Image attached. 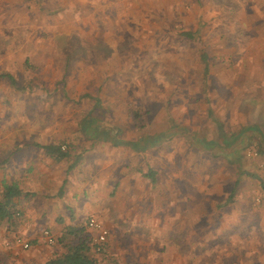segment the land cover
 <instances>
[{
  "label": "rangeland",
  "instance_id": "374dc122",
  "mask_svg": "<svg viewBox=\"0 0 264 264\" xmlns=\"http://www.w3.org/2000/svg\"><path fill=\"white\" fill-rule=\"evenodd\" d=\"M199 30L206 77L179 35ZM7 73L37 84L0 79L1 168L38 141L69 152L72 194L81 209L100 204L113 228L91 253L99 263L261 264L264 0H0ZM220 129L253 130L234 162L218 151Z\"/></svg>",
  "mask_w": 264,
  "mask_h": 264
},
{
  "label": "crops",
  "instance_id": "0c3cea01",
  "mask_svg": "<svg viewBox=\"0 0 264 264\" xmlns=\"http://www.w3.org/2000/svg\"><path fill=\"white\" fill-rule=\"evenodd\" d=\"M48 145L56 144L38 141L34 146L27 145L19 149V152L9 154L7 163L2 168L4 162L2 159L0 161V208L4 207L3 196L6 187L17 186L21 191L20 196L15 197L8 208L6 207L10 216L0 219V264H30L31 260L34 264H46L62 257L67 254L70 243H75L74 236L65 238L69 230L83 228L87 235L92 237L94 232L87 227V221L91 217L101 221L109 230L106 248L109 245L113 228L110 221L103 216L104 208H101L100 204H97V207L85 204L81 209L80 197L76 200L72 194V190L78 193V187L73 183L78 163L72 161L69 152L65 159L48 155L42 148ZM68 161L71 162L69 165L66 164ZM5 167L6 169H3ZM98 181L104 182L103 177ZM100 188L106 189L104 185ZM91 190L95 193L97 188L92 186ZM84 214L89 215L87 219L83 217ZM45 230H49L54 236L56 245L52 246L46 242L43 236ZM17 238L29 242L30 248L23 249L16 243ZM94 250L92 245L91 253ZM24 258L27 259L23 261ZM257 262L264 264V257H260ZM133 263L147 264L138 260L125 264Z\"/></svg>",
  "mask_w": 264,
  "mask_h": 264
},
{
  "label": "trees",
  "instance_id": "16d2710c",
  "mask_svg": "<svg viewBox=\"0 0 264 264\" xmlns=\"http://www.w3.org/2000/svg\"><path fill=\"white\" fill-rule=\"evenodd\" d=\"M182 38L187 39L188 41H190L198 50L199 52V59L201 64L204 65V75L206 77V75L208 76L209 72H210V57L208 55V53L204 52L203 49V42H202V35L200 34V30L193 32V31H186V32H182L181 34H179ZM1 78H6L11 85L20 91H25L28 88L31 87V85H35L37 83L34 82V80H28L26 83H24L23 85H20L17 81V79L7 73L5 75H0V79ZM30 84V85H29ZM253 130L251 129H245V131L240 132L239 134H231L230 136L227 134H224L223 130L220 129V136H221V141H222V146L220 147V149L218 150L222 156L226 159H230L232 162H234V157L236 156V153L242 149L246 148V145H248V143L246 145H241L240 143L243 144V142H245L244 140L246 139V135L249 134L248 136H252L251 132ZM185 134V133H183ZM244 137V138H242ZM159 139H154V141H158ZM262 142V141H261ZM260 142V143H261ZM201 144V143H200ZM239 144V145H238ZM261 145V144H259ZM42 148L44 150H46L47 154L50 156H56L58 159H65L69 156V153H66L62 150L61 146H57V145H48V146H42ZM260 154H264V148L262 146H260ZM239 158V157H237ZM234 159V160H233ZM230 161V162H231ZM237 162H240V158L237 160ZM242 175V174H240ZM250 176V174H248ZM151 180H153V182L155 181V173L154 172H150L147 175ZM253 176V175H252ZM238 184H239V180H237L235 186H234V190L232 191V194L230 195L229 199H228V203H232L233 200L235 199V194L237 192L238 189ZM21 191L17 186H10V187H6L5 192H4V207L0 208V219L5 218V217H9L10 213L9 210L6 209V207L8 208V206L10 205L11 201L15 198L20 196ZM74 236L75 237V243H70L69 248H68V252L67 254H64L62 257H58L56 259H53L51 261H49L46 264H102L99 263L94 257L91 256V240L88 239V236L86 234L85 229H79V230H69L66 235L65 238H68L69 236ZM111 264H119V263H111ZM133 264H139V263H133Z\"/></svg>",
  "mask_w": 264,
  "mask_h": 264
},
{
  "label": "built area",
  "instance_id": "2783aa9c",
  "mask_svg": "<svg viewBox=\"0 0 264 264\" xmlns=\"http://www.w3.org/2000/svg\"><path fill=\"white\" fill-rule=\"evenodd\" d=\"M87 227L90 231L94 232L91 237V242L96 252H103L108 242L109 230L103 225L101 221L94 217L88 219ZM43 236L49 245H54L56 243V239L49 230H45L43 232ZM16 243L26 250L31 246L29 242H25L21 238H17Z\"/></svg>",
  "mask_w": 264,
  "mask_h": 264
},
{
  "label": "bare ground",
  "instance_id": "6f19581e",
  "mask_svg": "<svg viewBox=\"0 0 264 264\" xmlns=\"http://www.w3.org/2000/svg\"><path fill=\"white\" fill-rule=\"evenodd\" d=\"M111 27H112V26H111ZM114 28H115V27H114ZM114 28H113V29H114ZM168 29H169V28H168ZM175 29H176V28H175ZM205 29H206V28H205ZM109 30H111V29H109ZM109 30H108V31H109ZM111 31H112V30H111ZM164 31H165V30H164ZM175 31H176V30H175ZM114 33H115V32H114ZM167 34H168V33H167ZM169 34H170V33H169ZM121 35H122V34H121ZM153 35H154V34H153ZM156 35H157V34H156ZM126 36H127V35H126ZM167 36L169 37V35H167ZM118 37H119V36H118ZM121 37H122V36H121ZM123 37H124V36H123ZM158 37H160V36H158ZM168 37H167V38H168ZM170 37H171V36H170ZM112 38H113V36H112ZM149 38L151 39L152 36H150ZM154 38H155V37H154ZM172 38H173V37H172ZM131 39H132V38H131ZM110 40H111V39H110ZM121 40H122V39H121ZM162 40H163V39H162ZM156 41H157V40H156ZM174 41H175V40H174ZM101 42H102V41H101ZM122 42H123V41H122ZM161 42H162V41H161ZM164 42H165V41H164ZM97 43H98V42H97ZM99 43H100V42H99ZM119 43H121V41H120ZM125 43H126V42H125ZM167 43H168V42H167ZM108 44H110V43H108ZM168 44H169V43H168ZM97 45H98V44H97ZM103 45H104V44H103ZM103 45H102V43L100 44V46H103ZM122 45H123V43H122ZM106 47H107V46H106ZM156 47H157V46H156ZM122 48L127 49V48H126V45H125V47H122ZM154 48H155V47H154ZM116 49H119V48H116ZM120 49H121V48H120ZM154 50H155V49H153V51H154ZM117 51H122V50H117ZM124 51H125V50H124ZM159 52H160V51H159ZM137 53H138V52H137ZM133 54H136V53H132V55H133ZM120 55H121V54H120ZM120 55H119L118 58H120ZM124 57H126V56H124ZM139 59H140V58H139ZM149 60H150V59H149ZM120 61H121V60H120ZM123 61H124V60H123ZM129 61H130V60H129ZM133 61H134V60H133ZM133 61H132V62H133ZM138 61H139V60H138ZM135 63H138V62H135ZM121 64H122V63H121ZM125 65H126V63H125ZM126 67H127V66H126ZM126 67H125V68H126ZM111 80H112V79H111ZM158 157H159V155H158ZM167 157H168V156H167ZM170 159H172V158H170ZM160 160H161V159H160ZM172 162H174V160H173V161H170V163H172ZM164 163H165V162H164ZM167 163H168V162H167ZM176 163H177V162H176ZM165 166H166V165H165ZM173 169H175V168H173ZM173 169H172V170H173ZM169 174H170V173H169ZM169 174H168V175H169ZM164 175H165V174H164ZM170 175H171V174H170ZM175 175H179V174H175ZM183 175H184V174H183ZM168 177H169V176H168ZM168 177H167V178H168ZM173 177H174V176H173ZM182 177H183V176H182ZM187 177H188V176H187ZM176 178H178V177H176ZM188 178H189V177H188ZM189 179H190V178H189ZM163 180H164V179H163ZM171 180H172V179H171ZM181 180L183 181V179H181ZM185 180H186V179H185ZM185 180H184V181H185ZM193 180H194V179H193ZM168 181H169V180H168ZM175 181H176V179H175ZM188 182H189V181H188ZM188 182H187V184H188ZM174 183H175V182H174ZM179 183H180V182H179ZM193 183H194V182H193ZM175 184H176V183H175ZM177 184H178V182H177ZM164 185H165V183H164ZM179 185H180V184H179ZM195 185H196V184H195ZM198 185H200V183H199ZM201 185H202V182H201ZM187 186H188V185H187ZM168 187H169V186H168ZM175 187H176V186H175ZM175 187H174V188H175ZM182 187H184L183 184H182ZM157 188H159V187H157ZM163 188H164V187H162V189H163ZM170 188H171V187H170ZM180 188H181V187H180ZM159 189H160V188H159ZM168 189H169V188H168ZM200 189H201V188H200ZM177 190H178V189H177ZM194 190H195V189H194ZM196 190H197V189H196ZM148 191H149V190H148ZM165 192H166V191H165ZM168 192H169V191H168ZM201 193H202V192L200 191V194H201ZM163 194H165V193H163ZM163 194H162V195H163ZM168 194H169V193H168ZM173 194H174V193H173ZM184 194H185V193H184ZM158 195H159V194H158ZM162 195H160V196H162ZM165 196H167V195H165ZM201 197H202V196H201ZM157 199H158V196H157ZM171 200H172V199H171ZM176 200H177V199H176ZM167 202H168V201H167ZM162 203H163V201H162ZM162 203H161V205H162ZM201 203H202V202H201ZM169 204H170V203H169ZM215 204H216V203H215ZM177 205H178V204H177ZM163 206H165V205H163ZM163 206H162V207H163ZM215 206H216V205H215ZM177 207H178V206H177ZM212 207H214V206H212ZM212 207H211V208H212ZM169 208H170V207H169ZM181 208H182V207H181ZM213 209H214V208H213ZM215 209H216V208H215ZM167 211H168V210H167ZM190 211H191V209H190ZM228 211H229V210H228ZM179 213H180V212H179ZM182 213H183V212H182ZM210 213H213V212H210ZM210 213H209V215H210ZM214 213H215V212H214ZM224 213H225V212H224ZM224 213H223V214H224ZM226 213H227V212H226ZM191 214H193V213H191ZM223 214H222V215H223ZM167 215H168V214H167ZM184 215H185V214H183V216H184ZM195 215H196V214H195ZM212 215H214V214H212ZM189 216H190V215H189ZM226 216H227V215H226ZM169 217H170V216H169ZM173 217H174V216H173ZM185 217H186V215H185ZM175 218H177V216H176ZM180 218H181V217H180ZM193 218H194V217H193ZM206 218H207V217H206ZM212 218H213V217H212ZM214 218H215V216H214ZM190 219H191V218H190ZM202 219H203V218H202ZM171 220H173V219H171ZM204 220H205V219H204ZM189 221H191V220H189ZM175 222H176V221H175ZM194 222H195V221H194ZM183 223H184V221H183ZM192 225H193V224H192ZM199 225H200V224H199ZM165 226H166V224H165ZM170 226H171V225H170ZM174 226H175V225H174ZM176 226H177V225H176ZM183 226H184V225H183ZM194 226H195V225H194ZM201 226H202V223H201ZM171 227H172V226H171ZM181 228H182V227H181ZM164 229H165V228H164ZM177 229H178V228H177ZM172 230H173V229H172ZM178 230H179V229H178ZM175 231H176V230H175ZM169 233H170V232H169Z\"/></svg>",
  "mask_w": 264,
  "mask_h": 264
}]
</instances>
